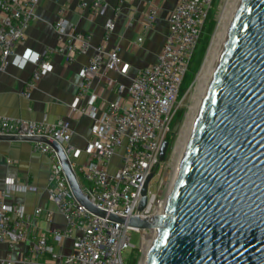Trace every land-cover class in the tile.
<instances>
[{"label":"built area","instance_id":"obj_1","mask_svg":"<svg viewBox=\"0 0 264 264\" xmlns=\"http://www.w3.org/2000/svg\"><path fill=\"white\" fill-rule=\"evenodd\" d=\"M106 1H82L80 7L97 13ZM39 3L40 0H0V70H4L17 56L16 47L25 41L27 28L37 17ZM213 4L214 0H177L168 14V30L157 59L140 68L131 76L130 83L113 81L111 88L118 97L105 108L99 107L98 95L92 91L93 76L102 69L128 75L131 65L122 58L119 45L110 50L104 46L97 48L81 70L82 84L71 105L79 115H89L94 119L92 137L85 148L71 143L72 127L68 119L49 122L0 115V135L47 136L58 141L70 159L84 193L99 208L126 219L162 213L173 184L169 178L171 162L161 161L160 151L165 140L170 141L171 147L173 120L192 85L180 97L181 87ZM67 8L68 4L58 9L59 18L54 25L58 36L57 48L44 53L32 50L39 54V59L22 90L26 97H30L39 81L53 70L52 52L64 55L70 62L91 48L92 33L68 32V25L65 27L61 23H69ZM118 12L119 9L116 15ZM159 13V5L154 3L142 33L131 41V50L141 46L145 33L154 28ZM114 29L115 20L109 19L105 26V39ZM23 55L19 56L23 58ZM28 63L32 62L29 60L26 65ZM46 64L51 65L50 71L45 69ZM33 145L35 150L48 154L51 159L48 195L65 220L64 229L52 227L53 212L47 211L48 229L58 244L71 239L72 249L67 254L56 251L49 236L40 231L27 248L25 264H128L126 252L137 249L131 241L132 232H140L142 246L145 234L152 230L131 227L91 212L76 199L59 153L44 142H33ZM121 146H124L122 162L112 172L113 158ZM83 153L87 160L78 163L76 160ZM152 172L154 176H160L158 188L157 191L151 188L153 176L148 185L147 205L140 210L142 189ZM12 180V185L6 183L5 189H0V242L14 246L31 238L33 221L25 205L8 200L13 192L25 189ZM43 212L41 207L35 210L37 215ZM45 255H50L52 262L42 263L40 259ZM2 262L10 264L11 259L6 258Z\"/></svg>","mask_w":264,"mask_h":264},{"label":"water","instance_id":"obj_2","mask_svg":"<svg viewBox=\"0 0 264 264\" xmlns=\"http://www.w3.org/2000/svg\"><path fill=\"white\" fill-rule=\"evenodd\" d=\"M0 141L51 145L82 205L155 229L148 264H264V0L241 1L163 213L126 219L96 206L55 139L0 135ZM169 147L165 140L161 161Z\"/></svg>","mask_w":264,"mask_h":264},{"label":"crops","instance_id":"obj_3","mask_svg":"<svg viewBox=\"0 0 264 264\" xmlns=\"http://www.w3.org/2000/svg\"><path fill=\"white\" fill-rule=\"evenodd\" d=\"M82 1L92 0H40L37 17L27 28L25 41L17 45L16 53L22 55L26 49L44 53L57 48L58 36L54 25L59 18L58 9L67 4V31L92 33L89 51L70 62L64 55L52 52L54 68L39 81L30 97L24 96L22 90L35 65L28 63L21 70L10 61L4 70H0V115L49 122L68 119L72 127L71 143L83 149L92 137L94 119L89 115H79L71 107L82 84V68L89 63L98 47L104 46L107 50L116 45L121 47L122 58L131 65L128 75L102 69L93 76L92 91L98 95L99 107L105 108L118 97V93L111 88L113 81L128 84L131 76L140 68L157 59L168 30V14L177 0H107L97 13L80 7ZM154 3L159 5V18L154 28L145 33L141 46L131 50V41L142 33L147 14ZM109 19L115 20V29L105 39V26ZM33 146V142L29 141H0V189H5L6 178L9 177L18 185L24 186V191L13 192L8 200L25 205L33 221L31 238L28 241L14 246L0 242V264H8L2 262L6 258L11 259L10 264H25L27 248L35 239V234L40 231L49 236L56 251L67 254L72 249L71 239H65L58 244L52 231L48 229L47 211L53 212L52 227L64 229L65 220L48 195L51 159L48 154L35 150ZM86 160L85 153L77 159L78 163ZM38 207L44 210L40 215L35 213ZM40 261L50 263L52 259L50 255H45Z\"/></svg>","mask_w":264,"mask_h":264},{"label":"bare ground","instance_id":"obj_4","mask_svg":"<svg viewBox=\"0 0 264 264\" xmlns=\"http://www.w3.org/2000/svg\"><path fill=\"white\" fill-rule=\"evenodd\" d=\"M242 0H227L222 15L220 17L217 29L213 35L206 59L203 66L196 76L195 84L192 93L193 103L190 105L183 127L173 150V157L171 161L172 170L170 172V180L174 184L179 168L181 166L186 148L190 141L192 132L194 130L200 108L208 91L214 72L219 63L223 49L225 47L228 35L230 33L232 24L238 12ZM172 187V185H171ZM170 192V190H169ZM169 196V195H167ZM167 198L164 201L166 205ZM164 209H162V213ZM156 237V230L145 234L142 242L143 255L140 264H148L150 253L153 247V242Z\"/></svg>","mask_w":264,"mask_h":264},{"label":"rangeland","instance_id":"obj_5","mask_svg":"<svg viewBox=\"0 0 264 264\" xmlns=\"http://www.w3.org/2000/svg\"><path fill=\"white\" fill-rule=\"evenodd\" d=\"M226 1L227 0H217L216 4L213 6L212 8V12H211V16H210V20L211 19H214L216 21V25H215V28L212 32V35L210 37V40H209V43L207 45V48H206V51H205V54H204V57L202 59V62L198 68V70L196 71L195 75H194V79L192 81V86L188 92V94L186 95V97L184 98L183 100V106L181 108L184 109V116L182 117V119H180L178 121V123L172 127L171 126V134H170V139H171V147L169 149V153L167 155V159H166V162L167 164L169 162L172 161V154H173V150H174V146H175V143L177 141V138L179 136V133L181 132V129L183 127V124H184V121L186 119V116H187V113H188V110H189V107L190 105L193 103V100H192V93H193V88H194V84H195V79H196V76L198 75V73L200 72L202 66H203V63L206 59V56H207V53H208V50H209V47H210V44L212 42L211 39L212 36L215 34L216 32V29H217V26H218V23H219V20H220V17L222 15V12L224 10V7H225V4H226ZM201 55H202V50H201V47H199L194 55V58L192 59V64H191V67L189 68L188 72H187V76H186V79L187 77H189V75L192 73V70L193 72L197 69V65H198V62H199V58H201ZM187 82L188 80L185 82L184 80V83L181 87V91H180V97L183 95V93L185 92L184 88L185 86H187ZM189 89V88H188ZM123 151H124V146H121L118 151H117V154L114 156L113 158V161H112V172H115L118 168V166L121 164L122 162V157L121 155L123 154ZM77 161V160H76ZM164 165V164H163ZM166 165V163H165ZM159 175L156 174L154 176V179H153V182L151 184V188L154 190V191H157V188H158V182H159ZM131 241L132 243H134L138 249H135L137 252H135V250H131L130 252H126L125 256L127 258V263L128 264H133L132 263V260H133V257H134V254L138 257V261H137V264H140L141 262V259H142V255H143V250H142V246H141V234L140 232H136V231H133L132 232V236H131Z\"/></svg>","mask_w":264,"mask_h":264},{"label":"trees","instance_id":"obj_6","mask_svg":"<svg viewBox=\"0 0 264 264\" xmlns=\"http://www.w3.org/2000/svg\"><path fill=\"white\" fill-rule=\"evenodd\" d=\"M216 2H217V0H214V4H213V6L216 4ZM211 12H212V10H211ZM211 12H210L209 17L207 18V21H206V24H205V27H204V31H203V36H202L201 41H200V43H199V45H198V48L201 47V50H202L201 58H199V62H198V65H197V69H196L194 72H193V70H192V73L189 75V77H187V79H186V76H187V75H186L185 78H184L185 82H186L187 80H188V82H187V86H185V88H184L185 92L183 93V95L186 93V91L188 90V88H189L190 85L192 84V81H193V79H194V75H195L196 71L198 70V68H199V66H200V64H201V62H202V59H203V57H204V54H205V51H206L207 45H208L209 40H210V37H211L212 32H213V30H214V28H215L216 21H215L214 19H211V20H210ZM198 48H197V49H198ZM196 51H197V50H196ZM195 53H196V52H195ZM194 55H195V54H194ZM193 58H194V57H193ZM191 64H192V61H191V63H190V67H191ZM190 67H189V68H190ZM183 83H184V81H183ZM182 85H183V84H182ZM183 95H182V96H183ZM183 116H184V109L181 108V109H179V110L177 111V114H176V116H175V118H174V120H173V123H172V127H174V126L178 123V121H179L180 119H182ZM137 251H138V249H137ZM137 251L135 250L134 253H136ZM137 261H138V257L134 254V257H133L132 263H133V264H137Z\"/></svg>","mask_w":264,"mask_h":264},{"label":"clouds","instance_id":"obj_7","mask_svg":"<svg viewBox=\"0 0 264 264\" xmlns=\"http://www.w3.org/2000/svg\"><path fill=\"white\" fill-rule=\"evenodd\" d=\"M61 23H62L65 27L68 25V22H67V21H62ZM63 30H64V28L62 27V28H61V31H63ZM38 59H39V54H38V53L32 51L31 49H26V51H25V53H24V55H23V58H21V56L17 55V56L13 59L12 63H13L14 66H16V67H18L19 69L23 70V69L25 68L26 63H27L29 60H30L33 64H35L36 61H37ZM44 67H45V69L48 70V71L51 70V65H49V64H46ZM6 183H7L8 185H12V184H13V180H12V178H10V177H9V178H6ZM18 190H20V191H24L25 189L20 188V189H18Z\"/></svg>","mask_w":264,"mask_h":264}]
</instances>
